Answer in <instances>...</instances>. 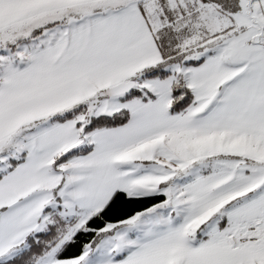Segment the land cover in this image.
<instances>
[{"label": "snow or ice", "instance_id": "1", "mask_svg": "<svg viewBox=\"0 0 264 264\" xmlns=\"http://www.w3.org/2000/svg\"><path fill=\"white\" fill-rule=\"evenodd\" d=\"M0 264H264V0H0Z\"/></svg>", "mask_w": 264, "mask_h": 264}]
</instances>
